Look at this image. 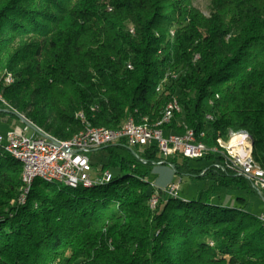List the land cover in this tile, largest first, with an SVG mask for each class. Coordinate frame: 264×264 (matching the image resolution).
<instances>
[{"label":"trees","instance_id":"16d2710c","mask_svg":"<svg viewBox=\"0 0 264 264\" xmlns=\"http://www.w3.org/2000/svg\"><path fill=\"white\" fill-rule=\"evenodd\" d=\"M193 1L0 0V95L61 141L129 118L152 127L175 99L180 112L159 126L164 134L191 129L218 146L244 132L264 169V0H210L208 16ZM102 151L95 174L108 171L109 182L35 179L19 206L22 166L0 147V264H264L259 217L209 203L220 189L264 192L215 169L214 156L194 160L204 170L166 159L160 166L175 175L212 185L194 201L159 193L150 210L156 147Z\"/></svg>","mask_w":264,"mask_h":264},{"label":"built area","instance_id":"2783aa9c","mask_svg":"<svg viewBox=\"0 0 264 264\" xmlns=\"http://www.w3.org/2000/svg\"><path fill=\"white\" fill-rule=\"evenodd\" d=\"M173 101L176 102L175 99ZM5 109L7 110V108ZM7 111L15 112L14 110ZM171 119L172 112L169 113L166 124ZM124 126H128V133H121V129L119 132H105L97 127L87 126L86 132L83 133L80 140L75 142L74 150H61V148L53 147V140L41 138L37 129L34 131L35 135L24 136L23 133L31 128V124H29L28 127L22 130L9 131L5 136L0 135V146L11 151L12 154L24 156L28 159L26 183L32 175L36 174H51L62 180L88 184L103 181L111 176L110 173L105 171L101 176H96L94 173L92 177L93 167L88 155L99 152L107 146L122 142L129 149L155 146L158 155L163 160L158 162L157 166L162 165L166 159L174 156L194 161L204 159L211 154L215 157L213 164L215 169L245 180L255 192H264V172H255V165L247 160L244 143L232 145L231 150H227L226 157H219L216 151L207 150L206 143L193 142L192 133L194 131L191 129L190 136H183V134L165 135L161 127L159 131L136 132L131 128L129 122H126ZM238 166L247 167V174L238 175ZM156 191L158 192L149 199L153 210L157 207L159 193L170 197L172 194L179 192V185L170 184L163 190L156 189ZM17 204L20 206V200H17Z\"/></svg>","mask_w":264,"mask_h":264},{"label":"rangeland","instance_id":"374dc122","mask_svg":"<svg viewBox=\"0 0 264 264\" xmlns=\"http://www.w3.org/2000/svg\"><path fill=\"white\" fill-rule=\"evenodd\" d=\"M209 3H210V0H194L193 6L195 9H197L199 12H201L204 16H208V14H209ZM7 75L3 76V80H5L4 81L5 87L9 86V84L6 85V79H4V78H7L10 76V79L13 80V82H14L13 75L12 74H7ZM7 110H8V108H7ZM7 110H5L4 112H8ZM9 110L15 111V112L9 111L14 116L9 115V114L4 115L6 118L11 120L10 123H2V121L0 119V135L1 136H5V134L9 131L22 130L25 127H28V125H25L18 118L20 116L24 120H26L25 114L20 113L17 109H14L12 106L9 108ZM33 127H35V126L31 124L32 129L30 128V129H28V131L24 132L23 133L24 136L30 137L31 135H35L34 131H36L35 128H37V127H35V128H33ZM38 130L44 134L49 135L48 132H46L42 129L38 128ZM230 137H231V135L229 136V139H230ZM227 139L228 138H226V140ZM229 139H228V141H229ZM222 144H226V143H222ZM212 145L213 144H211L209 146H212ZM88 156H89V158L91 160V164L93 166V172H92V177H93L95 170L97 171L101 167V165L105 163L106 153H105V151L101 150L99 152L91 153ZM178 163H181V159H178ZM206 165H207V163L205 161H189V166L193 169L204 170L206 168ZM148 181L157 190L158 189L163 190L167 185H170V184H178L179 185L178 198L179 199L180 198L186 199L188 201L197 200V197H198L197 193L199 191L203 192L206 189V186L208 185L206 180H203L200 178H190L187 176L175 175L173 170L169 166H155L153 168L151 174L148 177ZM19 195L20 194H18V196H17L16 204H17V200L19 198ZM28 196L26 199V203L28 200ZM226 196H229V198L234 203V206L243 208L245 211L251 213L252 215H254L256 217H259V216L262 217L261 215H264V197H261L257 193H251V192L247 193L245 191L236 192V193H229V192L222 190L221 192H218V193H215V192L211 193V195H210L211 199L209 200V203H211L213 205L224 206L225 204H223V202H218V201H223ZM237 198H242L244 200V203L236 201Z\"/></svg>","mask_w":264,"mask_h":264},{"label":"bare ground","instance_id":"6f19581e","mask_svg":"<svg viewBox=\"0 0 264 264\" xmlns=\"http://www.w3.org/2000/svg\"><path fill=\"white\" fill-rule=\"evenodd\" d=\"M133 30H130V33ZM196 59V58H195ZM130 66H127V68L129 69ZM13 84V80L10 79V76L6 78V85H10ZM0 105L2 107H6L9 110V106L8 104L3 100L2 96L0 95ZM172 112V116L175 113H179L180 112V108L178 106L177 109V102L175 101H171L167 107L165 108L164 112H163V117L162 120L158 123H156L154 126L152 127H145L142 125H137L134 123L133 118H129L127 119L125 122H123V125L117 129V130H107L105 128L102 127H97L98 129H101L105 132H119L121 129V133H128V126H124L126 125V122H129L131 128H133L136 132H147V131H159V126L162 124H166V121L168 119V115L169 113ZM211 121L212 118L210 116H206L205 120ZM26 121V120H25ZM27 122V121H26ZM28 124H30L29 122H27ZM169 123V122H168ZM35 128V127H34ZM38 130V128H35ZM39 131V130H38ZM40 132V137L43 139H49V140H53V147H58L61 148V150H74L75 149V142L80 140L81 136L83 135V133L86 132V127L84 129H82L81 131H79L77 134H75L74 136H72L70 139L67 140H57L47 134ZM231 135L229 141L226 144H222L219 143L218 146H207V150H214L217 152V156L219 157H226L227 156V150H231L232 145H236V144H243L244 143V151L247 152V160H249L250 163H253L255 165V172H264V169H262L253 159L252 157V146L250 145V138L247 137L248 135L244 132H240L237 134H232L230 132L229 136ZM183 136H190V129H185ZM204 134L203 133H192V141L193 142H203L202 139L204 138ZM1 147V146H0ZM4 152L9 155L10 157H12V159L16 160L17 162H19L22 166V173H21V183H22V187L20 190V195L18 200H20V205H24L26 203V198L27 195L30 191L31 185L33 184V181L35 179H39L42 182L45 183H58V184H62L63 186L69 187V188H77V187H82V188H91L92 186L95 185H100L103 183H107L109 182V180L111 179V176L103 181H98V182H94L91 184L85 183V182H77V181H68V180H62L59 179L57 177H55V175H51V174H36V175H32L29 179L28 182L26 183L27 180V173H28V159H26V157L24 156H18L15 154H12L11 151L4 149ZM237 170L239 171V173L241 175H246L247 174V167L245 166H238ZM22 195V196H21ZM170 197H178V193L172 194V196ZM148 207L150 210H153L152 205L150 204V202L148 201ZM259 220L262 222V225H264V216L260 217Z\"/></svg>","mask_w":264,"mask_h":264},{"label":"crops","instance_id":"0c3cea01","mask_svg":"<svg viewBox=\"0 0 264 264\" xmlns=\"http://www.w3.org/2000/svg\"><path fill=\"white\" fill-rule=\"evenodd\" d=\"M0 119H1V121H2V123H10V119H8V118H6L5 116H1L0 115ZM166 135V134H165ZM247 137H249L250 138V142H251V144H252V140H251V137L250 136H247ZM250 144V145H251ZM252 146V145H251ZM207 183H208V185L206 186V189L204 190V191H206V190H208L209 189V187H211V183L210 182H208L207 181ZM223 189H220V190H217V192H215V193H218V192H221ZM225 191V190H224ZM227 192V191H226ZM202 193V191H199L198 193H197V196L199 197V195ZM198 197H197V199H198ZM219 199V198H218ZM186 200V199H185ZM218 202H223V204H225L224 206H233L234 205V203L232 202V200L229 198V196H226L225 197V199L223 200V201H218ZM233 203V204H232ZM222 204V203H221ZM261 216H264V215H261ZM260 217V216H259Z\"/></svg>","mask_w":264,"mask_h":264},{"label":"water","instance_id":"95a60500","mask_svg":"<svg viewBox=\"0 0 264 264\" xmlns=\"http://www.w3.org/2000/svg\"><path fill=\"white\" fill-rule=\"evenodd\" d=\"M19 118V120H21L25 125H29L22 117H18Z\"/></svg>","mask_w":264,"mask_h":264}]
</instances>
